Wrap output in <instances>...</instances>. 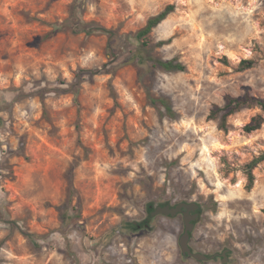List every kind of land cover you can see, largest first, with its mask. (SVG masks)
<instances>
[{"label":"rangeland","instance_id":"374dc122","mask_svg":"<svg viewBox=\"0 0 264 264\" xmlns=\"http://www.w3.org/2000/svg\"><path fill=\"white\" fill-rule=\"evenodd\" d=\"M228 97L264 100V0H0V264H222L147 210L192 202L196 253L264 264V122L243 130L264 111L222 130Z\"/></svg>","mask_w":264,"mask_h":264},{"label":"trees","instance_id":"16d2710c","mask_svg":"<svg viewBox=\"0 0 264 264\" xmlns=\"http://www.w3.org/2000/svg\"><path fill=\"white\" fill-rule=\"evenodd\" d=\"M174 11V6L173 5H167L164 7L162 11H160L158 14L153 15L149 17L146 21V24L143 28L137 31L135 34V38L139 40H143V44L146 43V40L148 39L149 34L152 32L153 29H155L158 25H160L166 18ZM68 22V28H70L74 33H77L82 30L90 31L92 29H95V24L90 23V24H85L83 25L80 23L76 18H69ZM142 56V52L136 53V55ZM156 64L158 67H160L162 70L167 71V72H184L186 70L185 66L177 61V59H170V60H157ZM242 68H250L252 65V62L250 61H241L240 63ZM150 100L153 103L159 102L161 105H163L166 109V111L171 114L172 111L167 103L166 100L164 99H156V98H150ZM255 106L260 108L262 111H264V100L261 99H252L250 97H244V98H227V102L224 105V107L219 108L215 107L214 110L210 113V119L213 120H218L219 121V127L222 130H226V121L227 118L232 115L233 113L241 110L242 108L245 107H251ZM264 120L263 118L258 115L255 116L251 119V121L246 124L243 127V130L246 133H253L257 130H259L263 124ZM248 176V185L247 188L250 189L254 183V176L252 172L248 171L247 172ZM151 206V204L147 205V210L148 207ZM264 213V210H263ZM200 216V215H199Z\"/></svg>","mask_w":264,"mask_h":264},{"label":"water","instance_id":"95a60500","mask_svg":"<svg viewBox=\"0 0 264 264\" xmlns=\"http://www.w3.org/2000/svg\"><path fill=\"white\" fill-rule=\"evenodd\" d=\"M199 208V205L197 203H179L173 207L170 205L165 206H156L154 211L151 213L152 217L155 216H170L175 217L178 214L182 213V221H183V232L178 238V245L180 252L182 256H190L197 262H204L208 260V257H206L202 253H196L192 252L189 247V241H190V234L192 233L194 229V221L196 217L198 216V213L196 212ZM193 213V214H191ZM226 252V251H225ZM224 252V253H225ZM223 253V254H224ZM215 256H211L210 259H214ZM225 263V262H223Z\"/></svg>","mask_w":264,"mask_h":264},{"label":"flooded vegetation","instance_id":"af4514ba","mask_svg":"<svg viewBox=\"0 0 264 264\" xmlns=\"http://www.w3.org/2000/svg\"><path fill=\"white\" fill-rule=\"evenodd\" d=\"M179 204V203H178ZM165 205H167V204H161V205H151V206H149L148 207V211H149V217L150 218H154V217H152L151 216V213L154 211V209H155V207L156 206H165ZM177 205V204H176ZM171 207H173V206H175V205H170ZM199 209L196 211L197 213H198V216H199ZM191 214H193V213H191ZM178 215H180L181 217H182V213H180V214H178ZM177 215V216H178ZM160 216V215H159ZM198 216L196 217V219H195V221L193 222L194 223V226H195V223H196V221H197V219H198ZM156 217V216H155ZM134 225H136V228L138 229V230H141V229H148V227H149V224H148V221H142V222H140V223H138V224H136V223H134ZM190 236H191V234H190ZM189 247H190V249H191V251L192 252H195L193 249H192V247L190 246V241H189ZM226 251V252H225ZM225 252V253H224ZM224 253V254H223ZM182 255V254H181ZM206 257H208V260L207 261H204V262H209V261H216V260H221V262H222V264H230L231 263V261H230V251H229V249H223L221 252H217V253H213V254H209V255H207V254H204ZM211 256H215V258L214 259H210V257ZM186 258H191L190 256H186ZM223 262H225V263H223Z\"/></svg>","mask_w":264,"mask_h":264}]
</instances>
